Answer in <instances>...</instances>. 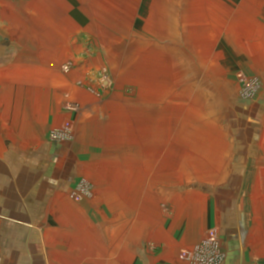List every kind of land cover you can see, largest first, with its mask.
I'll return each instance as SVG.
<instances>
[{
  "label": "crops",
  "instance_id": "obj_1",
  "mask_svg": "<svg viewBox=\"0 0 264 264\" xmlns=\"http://www.w3.org/2000/svg\"><path fill=\"white\" fill-rule=\"evenodd\" d=\"M150 1L0 0V264H189L181 254L211 229L222 264H264V112L238 100L224 48L196 47L219 57L182 66L189 73L179 80L190 77L213 110L196 112L185 128L151 134L147 125L136 146L135 114H108L113 97L76 86L86 68L104 64L98 43L127 34L103 29L101 7L114 8L111 21L133 23L135 8L146 9L141 19L153 13ZM160 1L158 16L167 4L179 8L174 16L186 8L181 22L198 31L189 37L229 38L213 24L229 23L230 0ZM227 42L237 55L252 54ZM258 42L254 52L264 56V32ZM87 48H97L95 58ZM86 51L76 73L61 72ZM69 101L79 112L63 110ZM66 123L70 138L52 141Z\"/></svg>",
  "mask_w": 264,
  "mask_h": 264
},
{
  "label": "rangeland",
  "instance_id": "obj_2",
  "mask_svg": "<svg viewBox=\"0 0 264 264\" xmlns=\"http://www.w3.org/2000/svg\"><path fill=\"white\" fill-rule=\"evenodd\" d=\"M150 2L154 3V6L148 8L150 12L153 11L151 16L144 15L141 19L140 11L145 12L146 9L137 7L135 11H138V15L135 16L133 23L127 22L125 16H123L125 21L123 24H119L120 21L115 22L116 19L111 21L109 15L113 13L114 8L101 7L100 13L106 21L102 24L103 29L106 31V24L114 26L118 32L122 27H126L127 34L123 32L124 36L120 37L118 33L115 39L104 37L98 43V51H100L98 54L104 64L98 71L94 68H86L84 70L86 75L75 81L78 88L84 89L88 95L95 98L106 100L113 97L110 100L108 114H135L132 122L134 127L132 139L135 146L139 144L141 131L146 130L147 125L151 134L158 129L185 128V125L191 122V118L193 120L196 117V112L213 110L211 103L199 101L201 99L193 91L195 87L189 85L190 77L186 78V82L179 81L181 77H186L185 74L189 73V70L186 71L182 66L186 65L188 69H191L198 59L213 58L214 60L219 57L199 50L198 54L194 53L195 48L199 46H205L208 50L216 46L219 49L224 48L226 52L224 60L229 63L230 79L236 84L233 89L236 90L238 100L253 102L254 111H259L261 108L264 112V56L254 52L259 45L258 38L262 37L264 32V0H230L229 23L213 24L218 32L225 30L229 33V38L225 36L224 40L210 37L214 36V33L198 39L189 37L190 34H198V31L190 33V27L196 24L181 22L183 19H188L182 12L186 8L181 7L180 14L174 16L169 13L179 8L176 6L171 8L167 4V14L158 16V11L161 12L163 8L157 4L162 1L151 0ZM199 8L203 9L201 6ZM207 9L215 11L221 7L213 5ZM130 27L133 33H130ZM228 40L238 47L248 46L252 54L237 55L231 47H227ZM110 42L111 44H108ZM87 49L93 50V48ZM89 53L91 52L86 51L85 54L76 56L77 60L71 58L62 63L61 72L67 75L71 72L76 73L79 67L77 63L84 64ZM95 55H97V48L92 51L88 60L95 58ZM250 69L254 72H250ZM255 79L260 88H257L248 98L244 92L247 88L244 82ZM174 81H178L177 86H174ZM117 85L121 89L118 90ZM233 89L231 93L234 92ZM234 103L231 98L230 110L235 111ZM75 104L69 101L64 104L63 110L76 114L79 111ZM138 114L151 115L149 120H145V115L143 117ZM157 114H167L166 119L160 120L158 117L161 118V116ZM63 127L54 131L61 130ZM120 139L121 137L116 139L118 144Z\"/></svg>",
  "mask_w": 264,
  "mask_h": 264
},
{
  "label": "built area",
  "instance_id": "obj_3",
  "mask_svg": "<svg viewBox=\"0 0 264 264\" xmlns=\"http://www.w3.org/2000/svg\"><path fill=\"white\" fill-rule=\"evenodd\" d=\"M66 68L67 67H65V69ZM244 86L247 87L244 89V92L248 98L257 88H260L256 79L244 82ZM70 132V125L67 123L61 130L53 131L50 134V139L55 142H63L70 138ZM81 190L85 192L84 189ZM72 198L79 201V192L74 191V193H72ZM224 256L225 254L222 250L220 236L214 229L209 230L204 239L192 250L184 251L181 254V258L186 260L189 264H222Z\"/></svg>",
  "mask_w": 264,
  "mask_h": 264
}]
</instances>
